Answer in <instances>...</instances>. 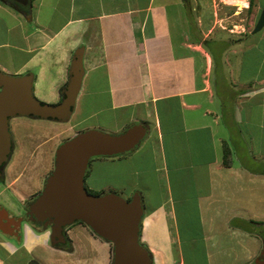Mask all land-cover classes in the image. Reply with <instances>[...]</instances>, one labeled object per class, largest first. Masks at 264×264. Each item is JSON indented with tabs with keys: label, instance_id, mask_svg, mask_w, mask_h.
Here are the masks:
<instances>
[{
	"label": "crops",
	"instance_id": "0c3cea01",
	"mask_svg": "<svg viewBox=\"0 0 264 264\" xmlns=\"http://www.w3.org/2000/svg\"><path fill=\"white\" fill-rule=\"evenodd\" d=\"M250 2L264 6L239 0L241 8ZM202 12L188 0H32L22 14L0 1V72L31 73L41 103H60L82 50L67 139L145 126L133 150L102 160L118 164L104 187L140 195L139 243L151 264H208L206 251L199 262L187 257L221 246L231 262L243 254L253 264L264 243V28L245 39L203 36ZM148 169L152 177L139 180ZM1 181L0 218L5 210L21 223L15 236L0 230V264H111L110 244L86 226L65 227L64 244L36 231L22 213L30 197L19 180Z\"/></svg>",
	"mask_w": 264,
	"mask_h": 264
},
{
	"label": "water",
	"instance_id": "95a60500",
	"mask_svg": "<svg viewBox=\"0 0 264 264\" xmlns=\"http://www.w3.org/2000/svg\"><path fill=\"white\" fill-rule=\"evenodd\" d=\"M27 6L29 0H8ZM264 28V6L250 32L259 33ZM83 77L82 50L74 51L69 78L63 98L57 105L38 101L32 90L33 75L14 77L0 72V177L12 151L10 120L30 118L69 121ZM146 128L133 125L123 132L110 135L97 130H86L61 143L54 152L53 169L47 176L41 192L28 205L29 222L43 224L50 230L54 244H64L63 230L82 222L97 236L113 247L112 264H151V256L139 243L140 223L143 215L140 195L134 193L128 200L114 193L95 196L84 185L90 159L114 157L133 150L144 138ZM0 218V230L8 227L16 235L21 219L5 211ZM253 264H264V243Z\"/></svg>",
	"mask_w": 264,
	"mask_h": 264
},
{
	"label": "rangeland",
	"instance_id": "374dc122",
	"mask_svg": "<svg viewBox=\"0 0 264 264\" xmlns=\"http://www.w3.org/2000/svg\"><path fill=\"white\" fill-rule=\"evenodd\" d=\"M169 1L172 3L175 1L180 2L181 0ZM197 1L198 4L203 5L202 16L204 22L201 25L200 31L203 36L207 35L208 37L213 38L219 35L226 36L230 35V33H236L234 34L235 39H245L244 37L252 31L260 13V9L253 8L250 12L246 11L247 7L238 9L236 6L227 3V0H188L190 5L193 6H195ZM169 11L173 17L178 15V8L176 7L173 8L171 6ZM195 13L197 14L196 8L192 12V15ZM181 14L183 15L184 13ZM215 19H217V21L214 23ZM74 121L75 120L72 122ZM69 125V122L60 123L52 120H30L23 117L12 120L10 122V134L14 137L15 148L10 164L6 165L4 169L3 179H5L6 184L14 179L19 164L26 160L29 156H33L39 161L40 166L37 171H32L30 176L31 179H34V182L37 183L39 194L42 190L43 181L53 169V156L56 148L61 143L65 142L67 137L70 136L68 130ZM27 130L34 132V139L31 141H27L24 138V134ZM29 142H31V144H29ZM102 159V157H95L90 159L88 163L86 170L87 175H85L84 178V185L91 192H96L115 180L113 175L116 173V166H118V164L116 162H104ZM50 168H52L51 171H49ZM102 172H106L107 174L109 173V176L107 178H100ZM152 175L153 174L148 169V171H146L143 175H140L139 180L145 181L147 180V177H152ZM2 184L3 181L0 180V190L2 189ZM139 189L141 190L140 185ZM128 192H130V190ZM6 193L8 192L6 191ZM0 203H3L4 206L7 205L2 202L1 197ZM22 213L24 218L27 219L26 210L25 212L22 211ZM4 233L6 234L5 231ZM6 235H8V232ZM238 250L239 249L237 247V251ZM205 251L208 256V264H247L244 261L243 254H237L235 261L231 262L232 258H227L226 248L224 246L215 249H203L202 247H199L196 249L195 254L192 253L191 255H188L187 260L190 258L193 261L197 260L199 262L205 255Z\"/></svg>",
	"mask_w": 264,
	"mask_h": 264
},
{
	"label": "flooded vegetation",
	"instance_id": "af4514ba",
	"mask_svg": "<svg viewBox=\"0 0 264 264\" xmlns=\"http://www.w3.org/2000/svg\"><path fill=\"white\" fill-rule=\"evenodd\" d=\"M9 128H10V124H9ZM24 138L27 141H31L32 139H34V132H30L27 130L26 133L24 134ZM11 139H12V151H11L8 163L6 165L10 164V162L13 158V153H14L13 151L15 148L14 137H12V134H11ZM53 159H54V157H53ZM39 166H40L39 161L37 159H35L33 156H29L26 160H24L22 163L19 164V166L17 167L16 173H15L14 179L19 180L18 182H19V185L21 187L22 192L26 193L28 195V197H30V199L38 194V190H35V188L33 186L34 179H31L30 175H31L32 171H37ZM85 175H87V171H86ZM3 176H4V171H3L2 176L0 178L3 179ZM44 182H45V180L43 181L42 189L44 186ZM89 191L90 190H88V192ZM93 193L100 194V195L105 194V193L117 194L114 191V185H111L110 187H103L100 190L93 192ZM25 210H26V206H25Z\"/></svg>",
	"mask_w": 264,
	"mask_h": 264
},
{
	"label": "trees",
	"instance_id": "16d2710c",
	"mask_svg": "<svg viewBox=\"0 0 264 264\" xmlns=\"http://www.w3.org/2000/svg\"><path fill=\"white\" fill-rule=\"evenodd\" d=\"M0 1H1L3 4H5L6 6L12 8V9H14V10H16L17 12H20V13H22V14H28V13H29V5H30V3H31L32 0H29L28 5L25 6V7L20 6V5L16 4V3H14V2H11V1H8V0H0ZM251 10H252V6H251V2H250L249 7L246 9V11H247V12H250ZM207 43H209V42H208V41H203V45L206 46V47H207ZM213 61H214V64H215V65H219V64L221 63L219 59H215L214 57H213ZM65 86H66V85H64V86L60 89V96H61V99H62L63 96H64L63 91L65 90ZM226 162H227V153L224 152L223 163L226 164ZM0 180H1V178H0ZM89 193H90V194H93V195H95V196L100 195V194H95V193H93V192H91V191H89ZM37 195H38V194H37ZM37 195H35L34 197H32L30 200L27 201V203H26V211H27V207H28V205L32 202V200H33ZM127 200H128V199H127ZM76 223H79V224H81V225H83V226H86V225H84L82 222H76ZM30 224L32 225V227H33L36 231L43 230V224L40 223V222L33 221V222H30ZM86 227H87V226H86ZM87 228H88V227H87ZM88 229H89V228H88ZM89 230H90V232H91L93 235H95L96 237L100 238V237L97 236V235H96L91 229H89ZM100 239H102V238H100ZM102 240H104V239H102ZM104 241H105V240H104ZM106 242H107V241H106ZM107 243H109V242H107ZM109 244H110V243H109ZM58 246H60V245H58ZM110 246H111V252H112V256H111V264H112L113 247H112L111 244H110ZM149 254H150V253H149Z\"/></svg>",
	"mask_w": 264,
	"mask_h": 264
},
{
	"label": "bare ground",
	"instance_id": "6f19581e",
	"mask_svg": "<svg viewBox=\"0 0 264 264\" xmlns=\"http://www.w3.org/2000/svg\"><path fill=\"white\" fill-rule=\"evenodd\" d=\"M229 4L235 5L238 9L241 8V5L239 4V0H227Z\"/></svg>",
	"mask_w": 264,
	"mask_h": 264
}]
</instances>
